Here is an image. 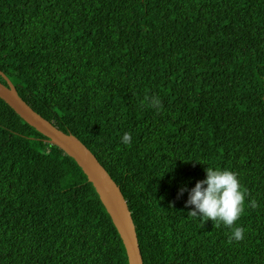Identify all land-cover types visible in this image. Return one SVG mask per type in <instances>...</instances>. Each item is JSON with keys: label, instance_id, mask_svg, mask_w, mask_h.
<instances>
[{"label": "trees", "instance_id": "trees-1", "mask_svg": "<svg viewBox=\"0 0 264 264\" xmlns=\"http://www.w3.org/2000/svg\"><path fill=\"white\" fill-rule=\"evenodd\" d=\"M0 72L119 187L142 264H264V0H0ZM205 167L245 193L238 242L187 214ZM0 264H127L76 163L1 100Z\"/></svg>", "mask_w": 264, "mask_h": 264}, {"label": "water", "instance_id": "water-1", "mask_svg": "<svg viewBox=\"0 0 264 264\" xmlns=\"http://www.w3.org/2000/svg\"><path fill=\"white\" fill-rule=\"evenodd\" d=\"M0 77L5 82V84L0 83V100L25 124L43 136L47 143L59 148L76 163L109 216L123 245L127 264H142L130 211L119 187L83 144L71 134L61 132L36 114L21 100L12 84L1 72Z\"/></svg>", "mask_w": 264, "mask_h": 264}, {"label": "clouds", "instance_id": "clouds-1", "mask_svg": "<svg viewBox=\"0 0 264 264\" xmlns=\"http://www.w3.org/2000/svg\"><path fill=\"white\" fill-rule=\"evenodd\" d=\"M148 104L157 112L161 109V101L153 96L148 99ZM131 141L128 132L121 136V143L127 146ZM186 191L185 187L178 188L177 198ZM245 193L236 178V174L228 169L214 167L204 168V178L197 180L187 189L185 207L191 206L188 215L198 217L201 221H211L230 229L228 241H240L243 239L244 229L235 226L244 207ZM254 207L255 201H249Z\"/></svg>", "mask_w": 264, "mask_h": 264}]
</instances>
